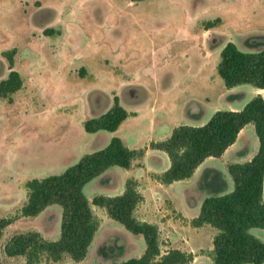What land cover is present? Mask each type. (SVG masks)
<instances>
[{
  "label": "rangeland",
  "instance_id": "374dc122",
  "mask_svg": "<svg viewBox=\"0 0 264 264\" xmlns=\"http://www.w3.org/2000/svg\"><path fill=\"white\" fill-rule=\"evenodd\" d=\"M216 18L221 22L206 30L204 24ZM228 42L245 52L264 50V0H0V80L10 71L4 52L16 49L14 69L24 82L11 103L0 98V219L12 220L1 240L37 229L54 237L57 225L59 234L57 204L37 217L22 216L26 183L61 174L118 136L144 149V157L131 170L110 167L85 185V195L90 201L119 195L127 180L136 181L143 199L134 215L158 226L161 253L179 249L193 254L191 264H213L217 231L207 224L195 227L193 219L203 200L216 194L211 182L222 193L233 190L228 165L211 158L191 179L163 184L160 175L170 159L150 143L176 126H201L194 116H203L204 125L215 111L242 110L255 97L250 84L228 90L218 73ZM84 67L93 75L81 73ZM114 94L142 115L141 122L131 114L118 135L87 133L83 119L106 112ZM154 119L158 129L151 127ZM249 126L259 144L254 124ZM215 163L220 170L211 169ZM91 207L98 229L81 264L119 263L145 250L141 235L104 208ZM249 232L264 242V229ZM49 259L41 254L37 264Z\"/></svg>",
  "mask_w": 264,
  "mask_h": 264
},
{
  "label": "trees",
  "instance_id": "16d2710c",
  "mask_svg": "<svg viewBox=\"0 0 264 264\" xmlns=\"http://www.w3.org/2000/svg\"><path fill=\"white\" fill-rule=\"evenodd\" d=\"M220 22L221 18H216L204 26L208 30ZM15 53L16 49L4 52L10 71L0 80V98L9 103L24 83L14 69ZM218 73L228 89L241 84L264 89V50L245 52L228 42L221 51ZM127 117V110L114 95L113 105L99 117L86 119L84 128L87 133L115 132ZM250 123L254 124L259 140L257 153L248 162L228 164L233 190L222 193L223 188L211 182L217 187L216 194L203 200L198 216L193 219L195 227L207 224L217 231L213 238V264H264V242L249 232L251 228L264 229V98L255 96L239 111L218 110L201 126H177L167 139L150 143L152 149L164 151L170 159V166L160 175V181L169 185L191 178L207 158L221 157ZM144 155V149H131L114 136L105 148L85 154L61 174L29 180L22 216L37 217L48 206H61L60 236L47 240L37 231L15 234L5 245L6 255L25 256V264H37L44 253L53 261L69 255L75 264H81L98 229L91 207L94 205L104 208L111 219L144 239L145 250L140 257L114 264H191V253L172 249L162 254L158 226L135 217V209L143 199L136 181L127 180L125 190L115 196L99 194L90 201L84 193L85 185L110 167L129 169L135 159ZM209 173H205L206 177ZM215 177L219 178L220 173L215 172ZM11 223L9 218L0 219V240Z\"/></svg>",
  "mask_w": 264,
  "mask_h": 264
},
{
  "label": "crops",
  "instance_id": "0c3cea01",
  "mask_svg": "<svg viewBox=\"0 0 264 264\" xmlns=\"http://www.w3.org/2000/svg\"><path fill=\"white\" fill-rule=\"evenodd\" d=\"M132 2V1H131ZM58 32V30H55V32ZM81 73L83 72L84 75L86 74H91L93 75L91 69H87V68H81L79 70ZM87 71V73H86ZM71 73V72H70ZM75 75V74H73ZM83 75V76H84ZM81 76V77H83ZM228 90H232V88L228 89ZM253 94L254 96H257V95H261L263 98H264V89H261V88H256L254 87L253 88ZM116 95V94H114ZM118 96V95H116ZM114 97V96H113ZM136 97L137 99L139 98L138 94H136ZM119 98V96H118ZM120 100V98H119ZM120 103L122 104L121 100H120ZM113 105V103H112ZM111 105V106H112ZM122 106L125 108V106L122 104ZM126 109V108H125ZM127 110V109H126ZM229 110H239L237 107H234V106H231ZM100 112L102 111H98V113L96 114L97 117H99L100 115H102ZM128 112V117L126 118V120L122 123V125L119 127V129L115 132H113L114 135H118L119 131L121 130L123 124L128 121L129 117L131 116V114H134L135 117L137 118V124H139L141 122V119L142 118V115L137 113L136 110H133V111H130V110H127ZM216 112V111H215ZM214 112V113H215ZM105 113V112H104ZM153 114V113H152ZM88 117V116H87ZM193 118H195V120L199 121L201 120L202 124L203 125V122L202 120L203 119V116H194ZM192 118V119H193ZM202 118V119H201ZM88 119V118H87ZM156 119V118H155ZM155 119L152 121L153 122V126H151L152 128L154 129H158V127H156V122H155ZM86 119H83V122H85ZM136 121L134 122V124H136ZM147 121V120H146ZM251 124V123H250ZM250 124L246 125L240 132H239V135L237 137V140L235 141L234 144H232L230 147L227 148V150L223 153V155L219 158H215V157H209L207 158L198 168L200 169V167H203V165L206 163V162H209L211 158H214L216 160H218L219 162L222 161V164H225V165H228L230 163H244V162H248L250 161L254 155L257 153L258 151V148H259V144L257 142L256 139H254L252 137V130L253 128L251 126H249ZM177 127V126H176ZM175 128V127H174ZM173 128V129H174ZM159 129L161 130V133L162 134V129L161 127L159 126ZM173 129L171 130V132L169 134H167V136L163 137L161 140L159 141H162V140H165L167 139ZM103 131V130H102ZM105 131V130H104ZM121 138V137H120ZM258 138V137H257ZM122 139V138H121ZM126 144V141L125 139L123 138L122 139ZM259 141V140H258ZM154 142H157V141H154ZM128 146V145H127ZM129 147V146H128ZM131 149H137V147H129ZM216 160H213V161H216ZM212 165V168L209 166V168L211 169H219L220 168V165H217L216 163L215 164H211ZM170 166V165H169ZM168 166V167H169ZM167 167V168H168ZM222 169V168H221ZM127 170H131V168L127 169ZM220 170V169H219ZM106 172V171H105ZM104 172V173H105ZM103 175V173L101 174ZM100 177V176H98ZM97 177V178H98ZM192 178V177H191ZM189 178V179H191ZM185 180H188V179H185ZM185 180H181V181H185ZM181 181H177V182H181ZM49 207V206H48ZM42 213V212H41ZM40 213V214H41ZM39 214V215H40ZM59 225H57V228L54 232V237H51L49 235V233L47 231H43V230H40V229H37V231L43 236L44 239H47V240H57L60 236V233L58 234L59 232V228H58ZM216 234V233H215ZM51 238H54V239H51ZM57 238V239H55ZM214 238V237H213ZM10 239V238H9ZM8 239V241H9ZM4 242L3 240H0V264H25L26 263V258L25 256H22V255H16V256H8L6 255L5 251H4V248H5V245L7 244V242ZM144 252V249L142 251V253ZM142 253H140L139 255H137L138 257L142 255ZM132 258V257H131ZM49 264H64L65 262H68L67 264H75V261L69 256V255H64L63 258L59 261H53L51 259L48 260ZM81 263H84V260L81 262ZM46 264V263H45Z\"/></svg>",
  "mask_w": 264,
  "mask_h": 264
}]
</instances>
